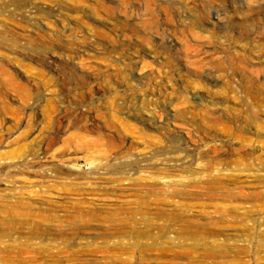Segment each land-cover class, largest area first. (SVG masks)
Returning a JSON list of instances; mask_svg holds the SVG:
<instances>
[{"label":"rangeland","instance_id":"obj_1","mask_svg":"<svg viewBox=\"0 0 264 264\" xmlns=\"http://www.w3.org/2000/svg\"><path fill=\"white\" fill-rule=\"evenodd\" d=\"M0 258L264 264V0H0Z\"/></svg>","mask_w":264,"mask_h":264},{"label":"bare ground","instance_id":"obj_2","mask_svg":"<svg viewBox=\"0 0 264 264\" xmlns=\"http://www.w3.org/2000/svg\"><path fill=\"white\" fill-rule=\"evenodd\" d=\"M38 177H40V176H38ZM38 177H36V176H34V179L36 180ZM34 179L32 180V181H34ZM25 183H31V182H29L28 180H26L25 181ZM36 192H34V191H28V192H26L25 194H27V196H25L26 198H30L31 196H36V194H35ZM26 205H27V207H28V210L29 209H31L32 208V204L30 203V202H26ZM41 221H44L43 219H42V217L40 216L39 217V221H38V224H41ZM5 235H7V234H5ZM5 235H3V236H5ZM39 237V236H38ZM34 237H32V236H30V237H28L27 239H33ZM0 263H2V264H7L8 263V261L5 259V258H0Z\"/></svg>","mask_w":264,"mask_h":264}]
</instances>
